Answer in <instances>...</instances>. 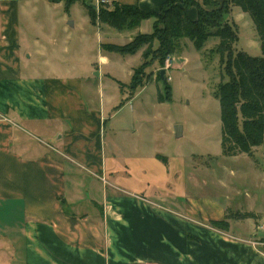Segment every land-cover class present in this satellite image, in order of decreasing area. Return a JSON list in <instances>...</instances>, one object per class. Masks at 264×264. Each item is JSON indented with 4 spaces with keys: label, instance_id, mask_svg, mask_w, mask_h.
<instances>
[{
    "label": "crops",
    "instance_id": "0c3cea01",
    "mask_svg": "<svg viewBox=\"0 0 264 264\" xmlns=\"http://www.w3.org/2000/svg\"><path fill=\"white\" fill-rule=\"evenodd\" d=\"M112 1L157 12L165 0ZM81 5L0 0V264H264V136L251 156L237 155L256 162L261 147L262 176L208 177L212 163L194 153H155L137 111L116 121L158 81L153 70L130 93L143 48L101 47L150 33L152 20L116 30ZM231 13L237 42L259 48L243 35L247 13ZM219 220L226 230L211 226Z\"/></svg>",
    "mask_w": 264,
    "mask_h": 264
},
{
    "label": "trees",
    "instance_id": "16d2710c",
    "mask_svg": "<svg viewBox=\"0 0 264 264\" xmlns=\"http://www.w3.org/2000/svg\"><path fill=\"white\" fill-rule=\"evenodd\" d=\"M51 1H63L66 8L81 1L90 20L95 22L93 0ZM230 5L239 7L251 18L258 35L260 56H251L234 47L238 32L236 24L227 19ZM190 7L197 12L194 20L186 15ZM160 11L143 12L136 5L117 3L112 10L103 7L98 14L99 21L116 30L133 29L143 19L152 17L155 20L150 33L136 34L121 46L103 44L101 47L122 55L134 54L143 48L142 63L133 69L128 84L130 93H134L152 75L146 73V68L154 63L161 68L165 58L180 49V39L188 38L199 50L209 37H217L218 46L210 52L217 53L223 72L215 93L219 103L221 150L226 156H251L253 149L262 144L264 136V0H201V3L165 0ZM156 78L164 84V91L158 90V101L169 100L167 79H162L158 71ZM210 224L220 230L228 228L226 220L211 221Z\"/></svg>",
    "mask_w": 264,
    "mask_h": 264
},
{
    "label": "rangeland",
    "instance_id": "374dc122",
    "mask_svg": "<svg viewBox=\"0 0 264 264\" xmlns=\"http://www.w3.org/2000/svg\"><path fill=\"white\" fill-rule=\"evenodd\" d=\"M104 1L98 11L94 9L97 17L103 7L108 10L113 9L115 3L112 0ZM232 7V5L229 6L227 19L235 23L231 13ZM81 8L80 15L86 14L83 5ZM160 12L159 9L156 13ZM73 16L81 23L77 13ZM149 19L152 20L151 23L153 24L155 18ZM249 19L251 20L250 17ZM247 21L243 20L241 29L244 32L243 35L248 38L246 42L251 43L252 37L258 39V35L252 20L250 22L252 26H249ZM74 30H77V27ZM237 32H239L238 26ZM179 43L181 51L179 49L167 56L161 67L165 68L167 65L166 78H168L167 83L170 86V99L159 102L158 90L161 93L164 91L163 81L149 80L145 88L136 93L131 106H127L124 111L120 112L116 121H121L123 116H127L128 110L131 108L137 111L142 116L140 120L142 125L141 138L142 141L148 143L149 148L153 149L155 153L174 156L175 158L194 153L196 155L193 157L194 159L212 163V169H208L206 173L208 177L221 176L232 179L241 175L242 171L246 177L262 176L261 170L259 173L263 160L261 147L256 151V162L246 156H226L221 150L219 103L215 93L220 75L223 72L217 53L210 52L218 46V38L209 37L199 50L193 46L188 38L180 39ZM243 43L244 40L242 39L240 42H236L234 47L243 48L251 56L261 55L260 49L256 47L255 43L249 48L244 47ZM178 52H180V58L175 55ZM134 58L135 56L132 59ZM140 62H142V58L138 61V63ZM156 69L159 67L154 63L146 68V73H153L154 70V73L157 74ZM115 76L125 79L123 75L115 73ZM126 91L128 94L127 88ZM109 93L117 98L118 95L120 96L117 86L115 90L109 88ZM119 102L117 100L114 104L117 106ZM177 125H180L182 129V136L180 137H175V126ZM124 126L129 128L128 125H122V123H117L116 128Z\"/></svg>",
    "mask_w": 264,
    "mask_h": 264
},
{
    "label": "water",
    "instance_id": "95a60500",
    "mask_svg": "<svg viewBox=\"0 0 264 264\" xmlns=\"http://www.w3.org/2000/svg\"><path fill=\"white\" fill-rule=\"evenodd\" d=\"M159 75L162 77V79L163 78H165L164 77V74H165V70L162 68V69H159ZM181 135V126L180 125H177L176 127H175V136L176 137H179Z\"/></svg>",
    "mask_w": 264,
    "mask_h": 264
},
{
    "label": "built area",
    "instance_id": "2783aa9c",
    "mask_svg": "<svg viewBox=\"0 0 264 264\" xmlns=\"http://www.w3.org/2000/svg\"><path fill=\"white\" fill-rule=\"evenodd\" d=\"M104 2H105L104 0H95V2H93L94 9L98 11L101 4ZM166 68H167V65H165V68H163V69L166 70ZM167 80H168V78H167Z\"/></svg>",
    "mask_w": 264,
    "mask_h": 264
}]
</instances>
